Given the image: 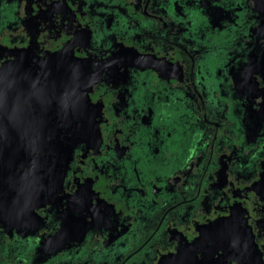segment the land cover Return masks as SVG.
Wrapping results in <instances>:
<instances>
[{"label": "flooded vegetation", "instance_id": "1", "mask_svg": "<svg viewBox=\"0 0 264 264\" xmlns=\"http://www.w3.org/2000/svg\"><path fill=\"white\" fill-rule=\"evenodd\" d=\"M0 264H264V0H0Z\"/></svg>", "mask_w": 264, "mask_h": 264}]
</instances>
